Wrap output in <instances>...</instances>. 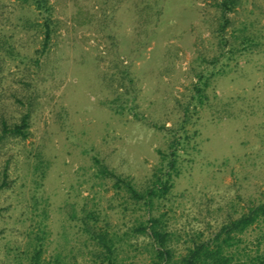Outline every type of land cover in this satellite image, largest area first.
<instances>
[{"label":"rangeland","instance_id":"374dc122","mask_svg":"<svg viewBox=\"0 0 264 264\" xmlns=\"http://www.w3.org/2000/svg\"><path fill=\"white\" fill-rule=\"evenodd\" d=\"M208 2L50 0L52 35L40 53L44 15L0 0V136L4 122L29 115L27 137L0 139V183H8L0 190V264H28L40 222L44 264H94L79 227L90 209L125 238L123 264H142L134 244L149 239L124 232L146 213L95 175L96 159L143 186L166 164L159 150L170 151L175 132L189 138L155 213L180 234L179 251L189 234L208 236L264 200V0L231 14L260 31L259 45L215 66L207 60L218 52ZM200 70L214 72L203 105L192 99ZM243 238L264 244V219Z\"/></svg>","mask_w":264,"mask_h":264},{"label":"trees","instance_id":"16d2710c","mask_svg":"<svg viewBox=\"0 0 264 264\" xmlns=\"http://www.w3.org/2000/svg\"><path fill=\"white\" fill-rule=\"evenodd\" d=\"M34 5L44 15V38L40 53H44L48 47L52 35V11L50 0H22ZM246 0H209L212 7V15L209 17L210 31L217 39L218 52L213 58L207 59L214 66L221 56L233 55L237 52L252 51L259 45V30L252 23L245 21L236 25L232 13L239 11ZM149 6V3L147 4ZM145 6V7H147ZM143 7L140 14H146ZM147 15V14H146ZM148 16V15H147ZM147 17L146 22L150 20ZM228 47V48H227ZM206 60V58H205ZM206 60V61H207ZM228 64H222V71ZM214 72L206 74L203 70L196 73L197 80L194 83L195 93L192 99H196L199 105H203L207 98L206 90L209 79ZM195 102V105L197 104ZM189 104L185 106V118L183 126L189 121ZM29 115L25 114L19 123L8 125L3 123V135L28 136ZM179 131V130H178ZM170 143V151H160L162 161L166 164L153 172L150 180L143 186L122 173H118L107 164L97 161L95 175L110 180L114 193L122 196L127 203H132L136 209L144 210L146 217L140 219L130 231H125L126 236H146L147 244H134L140 254H145L142 264H264V244H244V233L253 225L264 219V200L250 205L246 211L239 215L227 216L208 236L197 232L188 235L182 250L179 251L181 238L173 230L169 229L164 213H155L161 200L166 198L174 185L173 174L178 173V147L189 136L175 132ZM8 185L6 176L0 183V190ZM127 208V205L125 206ZM98 213L90 209L81 216L80 230L86 235L89 254L94 264H123L122 252L124 251L123 238L115 230L98 225ZM47 228L45 222L38 224V231L31 240L29 250L26 251L28 264H44L43 254L46 249ZM131 245V244H130Z\"/></svg>","mask_w":264,"mask_h":264}]
</instances>
